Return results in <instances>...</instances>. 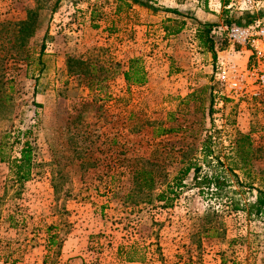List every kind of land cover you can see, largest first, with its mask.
Instances as JSON below:
<instances>
[{
	"label": "rangeland",
	"instance_id": "obj_1",
	"mask_svg": "<svg viewBox=\"0 0 264 264\" xmlns=\"http://www.w3.org/2000/svg\"><path fill=\"white\" fill-rule=\"evenodd\" d=\"M194 1L141 0L145 15L131 19L133 6L118 13L116 0H0V264H264V221L228 204L231 196L253 200L256 190L231 175L236 193L200 195L191 174L178 196L162 198L188 162L203 173L216 168V155L226 162L237 130L250 133L253 171L264 176V91L231 97L216 77L229 54L216 62L208 51L202 56L190 31L170 37L159 27L141 36L129 27L153 14L162 20L152 25L177 28L192 20ZM225 1L228 16L212 0L215 28L230 17L254 24L244 0ZM30 11L38 19L25 46L17 24ZM232 50L244 67L249 52ZM134 57L143 60L146 85L125 80ZM162 128L174 131L159 136ZM209 134L211 164L202 153ZM27 142L30 178L19 180L13 161ZM142 169L155 177L150 190L141 188ZM48 237L50 254L41 247Z\"/></svg>",
	"mask_w": 264,
	"mask_h": 264
},
{
	"label": "trees",
	"instance_id": "obj_2",
	"mask_svg": "<svg viewBox=\"0 0 264 264\" xmlns=\"http://www.w3.org/2000/svg\"><path fill=\"white\" fill-rule=\"evenodd\" d=\"M118 8L117 12L120 13L124 6L132 7L135 4L141 3V0H117ZM229 1H225L224 15H229ZM175 12V11H174ZM177 12V11H176ZM37 13L29 12L26 19L20 21L17 26L20 33L22 34V44L24 45L27 40L34 34L37 25ZM235 18H228L225 25L231 26L234 24ZM239 23V22H237ZM214 24H205L197 28L196 36L200 42L201 47L212 54L214 62L218 58V51L222 50L218 48L219 42L215 40ZM167 34H177L181 32L182 25L177 28H171L170 26L165 27ZM227 42L224 38L221 43ZM26 46V44H25ZM43 54V50H42ZM28 57V56H27ZM29 58V57H28ZM39 60H41V55ZM70 70L73 71V63L77 61H69ZM124 77L129 86H143L148 83V73L143 60L140 57H134L130 59L128 69L124 72ZM13 79H9V83ZM12 86H10V92L7 93V100L11 101L12 96ZM211 94L213 91L211 90ZM174 129L162 128L160 129L159 136L166 135L173 132ZM214 135H206L202 143V153L204 159L209 163V157L215 156L214 148ZM256 149L254 147V142L250 133H243L242 131L235 132V138L232 141V147H230V155L226 157V162L222 161L221 157L216 155L217 166L213 169L211 173H203V167L199 165L198 161L188 162L185 167H183L178 175L173 180V183L167 185V189L162 192V198L166 196L175 195L178 196L179 190L185 188L186 180L189 175L193 174L192 186L199 190L200 195H211L214 198H223L224 196H229L230 194L236 193V189H233V184L230 176H234L237 180V184L240 186H247L251 192L256 190L253 200L246 201L242 203L239 199H235L232 196L228 197L229 207L234 211H243L250 219L264 221V176L255 175L254 160ZM33 160V147L31 143L27 142L25 146L21 149V156L19 159L13 161L16 174L19 180H26L30 178V170ZM211 164V163H209ZM213 167H215L213 165ZM240 172L244 179H241ZM138 178L141 181V188L152 189L155 184V177L152 171L146 169L139 170L137 172ZM167 201L170 198H166ZM163 200V199H161ZM169 203H166L168 206Z\"/></svg>",
	"mask_w": 264,
	"mask_h": 264
},
{
	"label": "built area",
	"instance_id": "obj_3",
	"mask_svg": "<svg viewBox=\"0 0 264 264\" xmlns=\"http://www.w3.org/2000/svg\"><path fill=\"white\" fill-rule=\"evenodd\" d=\"M220 2V0H219ZM249 10L259 8L256 0H244ZM222 4H216L218 9ZM232 5H229V8ZM215 40L221 42L226 38L229 56L216 65L217 80L225 87L231 97L240 99L259 96L264 91V23L260 20L254 24H232L223 28H214ZM241 46L250 55L248 63L243 67L232 61L233 47ZM235 53V52H234Z\"/></svg>",
	"mask_w": 264,
	"mask_h": 264
},
{
	"label": "crops",
	"instance_id": "obj_4",
	"mask_svg": "<svg viewBox=\"0 0 264 264\" xmlns=\"http://www.w3.org/2000/svg\"><path fill=\"white\" fill-rule=\"evenodd\" d=\"M165 1L167 3H170L173 0H165ZM185 2H186V5L189 6L188 2L187 1H185ZM209 4H210L209 7L211 9L210 11L207 9V7H205L204 10L202 9V7H203L202 6V0H198L197 2L194 1L193 3H191L190 4L191 5V7H190L191 12L190 13H186V14L188 16H190V18L192 20L189 21L187 19V17H185L184 18V22L182 23L181 32H179L177 34L169 35L170 37H176L177 35H180V34H182L184 32H189L190 31V33H191L190 35L192 36V41H194V43L197 45V48L202 51V53H203L202 56L203 55L207 56V55H206L205 50L201 47L200 42H199V40H198V38L196 36L197 28L200 27V26H203L205 24H210V23L218 22V18L220 17V14L218 13L217 9H214L211 6L212 5V0L209 1ZM220 4L223 5L222 6V10H224V8H225V2H224V0H220ZM117 6H118V1L116 0L115 7L117 8ZM143 7H144V4H143ZM143 7H141L140 5H137V4L133 5V7L130 8V10L128 11L127 17H129L131 19L132 18L136 19V17L145 15L146 11L144 10L145 7L144 8ZM147 10L148 11H152L150 8H147ZM166 10H170V9L169 8H166ZM245 14L255 16V20H254L255 22L257 20H260L261 21L262 18L264 20V15H263L264 14V5L262 6V8L261 7L256 8L254 10L248 11ZM242 16H244V15H242ZM159 17L160 16H154L153 14H151L149 16V19L148 20L143 21V22H145V24H135L134 25L131 22V24L129 25V27H130V29L132 27H134L135 30H138L141 33V36H145V35L148 34V32H150L152 30V28H154L155 30L157 28H159V27L165 29V27L168 26V25H159V24L152 25L150 23V22L154 23V22L161 21L162 19L159 18ZM120 26L124 27V25H120ZM178 26H181V25H178ZM124 28H126V27H124ZM161 30H163V29H161ZM144 40H147V39L145 38ZM129 48L132 49V50L128 49L129 52L135 50L134 47H133V45H130ZM226 52H227V50H219L218 51V56L221 57V58L222 57L223 58H226L227 57V53H228V52L227 53ZM190 54H192L191 55L192 57H190V61L195 64V62L198 61V57L193 52H191ZM249 55H250V53H249ZM249 55H248V57H249ZM202 56H201V58H203ZM219 57H218V59H219ZM50 238L51 237H48V239L44 240L45 241L44 243L46 245L41 246L44 249L45 253H49V254L51 252L49 250L51 248V246H48V243H51L50 242ZM46 256H48V255H46ZM44 262L47 263L46 260ZM38 264H40V262Z\"/></svg>",
	"mask_w": 264,
	"mask_h": 264
}]
</instances>
